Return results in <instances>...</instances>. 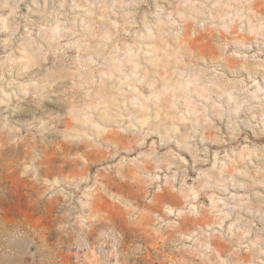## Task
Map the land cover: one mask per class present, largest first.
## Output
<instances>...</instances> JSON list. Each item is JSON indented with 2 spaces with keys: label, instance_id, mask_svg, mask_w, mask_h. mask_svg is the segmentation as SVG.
<instances>
[{
  "label": "clouds",
  "instance_id": "obj_1",
  "mask_svg": "<svg viewBox=\"0 0 264 264\" xmlns=\"http://www.w3.org/2000/svg\"><path fill=\"white\" fill-rule=\"evenodd\" d=\"M0 264H264V0H0Z\"/></svg>",
  "mask_w": 264,
  "mask_h": 264
}]
</instances>
